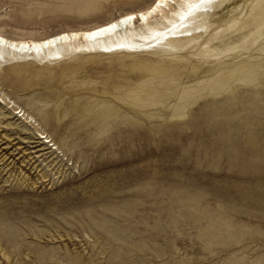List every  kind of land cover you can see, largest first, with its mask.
Segmentation results:
<instances>
[{
    "label": "rangeland",
    "instance_id": "rangeland-1",
    "mask_svg": "<svg viewBox=\"0 0 264 264\" xmlns=\"http://www.w3.org/2000/svg\"><path fill=\"white\" fill-rule=\"evenodd\" d=\"M213 1L191 25L225 42L223 56L264 0ZM144 2L0 0V22L39 34ZM263 43L224 63L165 43L0 69L3 106L22 107L31 118L18 120L65 158L58 172L42 157L25 166L31 144L0 116V149L12 146L0 156L13 160L0 169V264H264V63L229 74Z\"/></svg>",
    "mask_w": 264,
    "mask_h": 264
},
{
    "label": "bare ground",
    "instance_id": "bare-ground-1",
    "mask_svg": "<svg viewBox=\"0 0 264 264\" xmlns=\"http://www.w3.org/2000/svg\"><path fill=\"white\" fill-rule=\"evenodd\" d=\"M197 1L200 2L197 3ZM212 1L146 0L143 4L124 8L119 12L117 11L116 14H110L103 19L88 24L61 27L39 34L31 31L18 35L11 34L7 32L5 23L1 21L0 69L7 65H52L81 55H134L145 52V49L149 46H154V48L147 51L161 53L165 52L163 49L165 43L172 44L178 53L184 50L181 53H184L187 58L202 56L210 62L224 63L223 57L230 58L236 55L238 50H251L259 38H264V34H260V30L255 28L259 23L261 24V19L264 16L263 8L262 12L253 17V29H250L248 33L239 30L235 34V37L246 36V39L240 40L234 49L220 56L218 54L219 49H216V47L224 45L225 42L218 41L216 37L211 38V35L201 38V34L197 33L196 29L199 25H191L192 20L200 16L206 7L213 5L215 1ZM225 12L227 10L220 11L213 16L217 18ZM129 17H133V19H128ZM255 60L264 63V43L258 52L248 53L241 60L233 61L232 59L230 63L244 64L241 66L236 64L240 67L229 74L234 73L236 75V73H242L243 70L251 71V65ZM245 67H247L246 70ZM214 69H217V67H213ZM243 86L240 85V87ZM222 92L224 90H221L219 94ZM262 94L264 98V91ZM246 107L250 109L251 106L247 104ZM0 116L1 120L8 121V125L20 133L26 134V141L23 142L31 144L29 147L32 150L28 152L23 150L20 156L22 158L20 161L24 162L25 166H33L32 168L36 169L35 162L42 157L40 161L45 162V167H50L48 169L56 168L55 171L58 172L59 167L62 166L61 160L65 158H58L59 155L52 151L58 147L55 146V143H50L51 139H47V135L42 133L38 135V133L29 131L26 121L22 123L18 120L19 116H23L26 120L31 118L22 107L17 106L14 110L9 111V108L3 106L0 99ZM41 138H45V140H41ZM47 143H49L48 146ZM50 146H52V150H49ZM8 147L12 146H2L0 153L2 149ZM21 148L18 146L15 150ZM30 153H35V155ZM26 155L28 156L24 159ZM5 156H0V162L2 161L0 163L1 171L13 161L12 159L8 161V157L5 158ZM45 176L44 171L42 177Z\"/></svg>",
    "mask_w": 264,
    "mask_h": 264
},
{
    "label": "snow or ice",
    "instance_id": "snow-or-ice-1",
    "mask_svg": "<svg viewBox=\"0 0 264 264\" xmlns=\"http://www.w3.org/2000/svg\"><path fill=\"white\" fill-rule=\"evenodd\" d=\"M128 19H133V17H129Z\"/></svg>",
    "mask_w": 264,
    "mask_h": 264
}]
</instances>
